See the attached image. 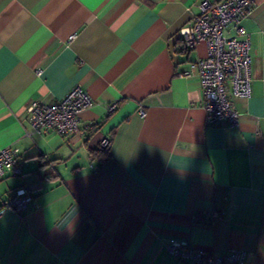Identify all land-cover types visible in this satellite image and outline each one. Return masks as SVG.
I'll use <instances>...</instances> for the list:
<instances>
[{"label":"crops","instance_id":"obj_1","mask_svg":"<svg viewBox=\"0 0 264 264\" xmlns=\"http://www.w3.org/2000/svg\"><path fill=\"white\" fill-rule=\"evenodd\" d=\"M202 1L0 0V149L22 170L1 177L0 209L33 196L0 215V264H185L173 240L264 264V0L242 19L252 83L235 126L207 125L190 66L207 45L180 35ZM77 84L91 128L33 132L27 105Z\"/></svg>","mask_w":264,"mask_h":264},{"label":"built area","instance_id":"obj_2","mask_svg":"<svg viewBox=\"0 0 264 264\" xmlns=\"http://www.w3.org/2000/svg\"><path fill=\"white\" fill-rule=\"evenodd\" d=\"M254 0H203L199 12L189 25L180 29L186 49H193L200 41L207 45L204 57L190 64L200 79L202 106L209 126L227 120L238 124L240 113L234 105V98H248L251 95L250 36L242 19L247 16ZM230 27V28H229ZM36 73L41 74V69ZM93 99L77 84L58 100L50 102L32 101L27 105L28 121L33 132H54L61 135H84L91 125H81L80 114L92 106ZM117 102L108 105L113 112ZM141 116L145 115L142 108ZM108 139L102 140L107 146ZM18 150L12 146L0 149V179L5 175L22 173L18 165ZM33 196L25 187L12 191L0 215L6 208L15 211L26 210ZM166 249L178 261L185 264H247L246 252L240 248L220 254L191 246L187 241H171Z\"/></svg>","mask_w":264,"mask_h":264},{"label":"trees","instance_id":"obj_3","mask_svg":"<svg viewBox=\"0 0 264 264\" xmlns=\"http://www.w3.org/2000/svg\"><path fill=\"white\" fill-rule=\"evenodd\" d=\"M107 148H108V147L106 146V147H104V148L102 149V151L106 152V154H107V152H108V151H106Z\"/></svg>","mask_w":264,"mask_h":264}]
</instances>
